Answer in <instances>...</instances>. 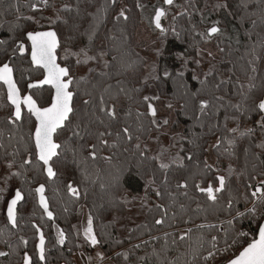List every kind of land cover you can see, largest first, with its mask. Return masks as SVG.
<instances>
[{
  "label": "trees",
  "instance_id": "16d2710c",
  "mask_svg": "<svg viewBox=\"0 0 264 264\" xmlns=\"http://www.w3.org/2000/svg\"><path fill=\"white\" fill-rule=\"evenodd\" d=\"M140 2L0 0V67L12 69L16 89L31 92L39 107L49 105L51 88L29 87L43 78L42 70L28 54H17V44L26 45L29 32L54 30L57 63L68 69L73 92L72 113L54 137L60 147L51 160L53 180L36 159L34 124L14 128L13 141L0 147V163L9 157L14 164L0 181L24 197L15 228L0 199V264H23L25 252L32 264H77L69 248L84 215L102 253L96 263L82 251L87 264H215L234 258L250 242L246 233L255 239L264 218V116L258 108L264 38L244 48L218 43L217 60L198 44L140 47ZM191 10L190 2L174 23L183 42L192 36ZM150 89L156 98L148 96ZM160 101L176 108L170 130L180 133L164 134L166 123L148 115V103ZM8 105L0 82V107ZM103 117L119 123L129 145L118 157ZM192 137L208 140L212 166L194 159ZM38 184L51 219L36 207ZM209 187L215 200L208 199ZM38 230L47 240L43 263L35 254Z\"/></svg>",
  "mask_w": 264,
  "mask_h": 264
},
{
  "label": "flooded vegetation",
  "instance_id": "af4514ba",
  "mask_svg": "<svg viewBox=\"0 0 264 264\" xmlns=\"http://www.w3.org/2000/svg\"><path fill=\"white\" fill-rule=\"evenodd\" d=\"M190 2L192 5V10L189 13L191 16L189 25L191 26L192 36L188 38L187 42H183L180 41L178 37L179 35L175 30L174 23L177 21L179 15L183 12L184 6L190 4ZM144 7H146L148 10H145L144 13H141L142 23L150 31H155V34H157V36L155 37V42L158 43L164 42L165 44L168 43L172 47L185 49L192 44H198L199 49L204 46H212L219 49L217 45L221 42L233 44L234 46L239 48H244L248 44L249 40L256 41L257 43H259L260 41V43H263L264 22L262 11L264 9V0H174L170 5H165L163 0H144ZM158 10L164 11V15L160 18L159 28L156 27L155 23V16ZM212 27H216L218 31L209 36L208 33ZM249 33L254 35L251 36ZM26 45L22 46L23 50L21 51V46L17 44V54L21 56H23L24 54H28L29 56L30 44L27 40ZM21 52H23V54H20ZM217 59L218 57L214 60ZM228 77H231V75H228ZM5 86L7 88V85ZM17 92L20 94L21 101H23V98L25 96H30L32 98L31 92L19 90H17ZM7 101L10 103V101L8 100V88ZM35 106L39 109H43L48 105L44 107H39L37 105ZM0 108H3L0 111V147H6L10 140L11 142L13 141L16 136V134L13 136L12 130L14 128H30L31 124H34V128L32 129L33 143V132L36 126V121L35 115L29 112L28 107L23 102L21 103V118L19 120L15 118V107L11 103L8 106H3ZM8 160L9 157H4L1 160L0 175L4 174L6 171H10L14 167V164L9 162ZM41 166L42 172L44 174V166L42 164ZM8 176L9 174L6 173V180L8 179ZM41 186L42 185L38 184L35 187V193L37 194L36 207L40 210H42L41 195L40 192H37V189L41 188ZM16 190L19 191L16 188H12L10 185H3V182L0 181V193H4L0 197V199L2 201L6 200L4 210H6L8 201L13 197ZM20 193L22 194V192ZM6 195L10 196L6 197ZM43 214L45 215L44 211ZM45 217L49 219L48 214H46ZM88 225L89 221L84 215L80 223L78 224V227H73V234L75 238L73 240L72 246L69 248V250H71L72 252V256H76L77 254H79L81 257H83L82 251H84L91 254L93 259H95V255H93V253L98 249V247L96 243L92 244L89 239L86 238V229L88 228ZM44 239L45 253L47 248V240L46 238ZM37 240L38 238L35 241V246ZM69 240L70 239H68V241ZM83 242L88 243V245H84L82 249L78 250ZM35 254L37 257L36 249Z\"/></svg>",
  "mask_w": 264,
  "mask_h": 264
},
{
  "label": "snow or ice",
  "instance_id": "6c2138e0",
  "mask_svg": "<svg viewBox=\"0 0 264 264\" xmlns=\"http://www.w3.org/2000/svg\"><path fill=\"white\" fill-rule=\"evenodd\" d=\"M173 0H165L166 4H172ZM121 16H124L123 11L120 13ZM164 15L163 10H158L155 16L156 27H160V18ZM218 29L212 27L208 33L209 36L216 33ZM28 39L32 42V62L35 66L43 68L46 72L45 79L43 84L50 85L55 89V96L51 107L45 108L43 110L37 108L30 96H25L23 101L20 99V94L17 92L16 86L12 81L11 74L12 69L4 64L3 67H0V82H3L7 85L8 88V100L15 107V118L19 120L21 118L20 105L23 102L27 107L29 112L36 116L37 121L39 122L36 132H35V143L38 151V157L43 162L44 165H48L49 161L53 156L56 155V150L60 146L53 143L52 136L56 130L63 126L65 120L68 119L69 113L72 111L70 107V101L72 99V93L67 89L71 81H65L64 77L68 76V69L60 67L56 64L54 51L56 48V34L54 32H41L36 33L35 35L29 34ZM23 50L21 46V51ZM36 85H29V87H35ZM259 109L264 111V102L259 104ZM149 112L152 115H155L154 110L149 106ZM109 116H112V112H108ZM166 123V121H165ZM127 134V129L124 130ZM101 136L103 133L100 134ZM28 163V161H25ZM168 165L161 164V168H167ZM47 173L49 177L54 175L52 169L47 168ZM224 180L220 178V185L223 186ZM184 187V185H180ZM71 188V186H70ZM221 189L217 188L216 191L219 192ZM72 193L75 194V189H71ZM37 192L42 193L43 188H38ZM257 193H260L258 188L256 192L253 193V196H256ZM208 199L215 200L216 197L213 194L212 187L207 189ZM20 199V193L17 192L15 198L10 202L8 206V219L9 222L15 227L16 219L14 213V206L17 201ZM261 200H264V194L261 195ZM41 206L47 212L49 218H51V213L47 211V205L44 202L43 196H41ZM157 224L162 223L161 220L156 221ZM91 220H89L88 228L86 229V238L92 244L96 243V239L92 236ZM60 242L63 243V233L60 234ZM43 238L40 240V252L41 258L43 259ZM4 253L0 252V256ZM211 256L212 253H209ZM207 259V257H206ZM24 264H29V258L24 257ZM230 264H264V225L259 226V238L254 240L252 243L239 254L236 259L230 261Z\"/></svg>",
  "mask_w": 264,
  "mask_h": 264
},
{
  "label": "rangeland",
  "instance_id": "374dc122",
  "mask_svg": "<svg viewBox=\"0 0 264 264\" xmlns=\"http://www.w3.org/2000/svg\"><path fill=\"white\" fill-rule=\"evenodd\" d=\"M140 6L142 9V13L145 12V10H148L146 7H144V0H141ZM157 34H155V31H150L141 23L135 31V41L138 46L143 47L142 45H160V43L155 42V37ZM201 51L206 53V56L212 59H215L217 57H220V49L214 48L212 46H204L200 48ZM156 92L154 90H151L148 92V96L151 98H156ZM52 96V95H51ZM51 102V100H50ZM50 104V103H49ZM176 108H166L165 104H163L161 101L157 102L155 105V110L157 113V119L156 121L158 124H166L167 126L162 128V132L166 135L172 136L175 133H180L182 131V128H179L176 132L170 130V125L172 124L174 120V110ZM102 123L104 125V128L108 132L107 140L108 142L114 143V147L112 149V155L115 157H118L123 154L124 150L129 147V145L125 142L124 134L120 129L119 123L110 119L109 117H103ZM194 142V146L192 148V152L194 154V159L199 162L201 165L204 164L206 166H212L214 164V158L210 155L208 152L209 146H208V140L205 137H192L191 138ZM102 177V174H100L99 178ZM98 178V179H99ZM264 219V218H263ZM262 219V220H263ZM248 240L251 242L253 240V235L246 233L245 234ZM249 242V243H250ZM100 250H95L93 255H95L94 261L96 263H99V260L102 258ZM75 261H77V264H87L83 257H81L79 254L74 256ZM224 261V259L222 260ZM220 261V262H222ZM217 262V263H220ZM227 262V261H226ZM225 262V263H226Z\"/></svg>",
  "mask_w": 264,
  "mask_h": 264
},
{
  "label": "water",
  "instance_id": "95a60500",
  "mask_svg": "<svg viewBox=\"0 0 264 264\" xmlns=\"http://www.w3.org/2000/svg\"><path fill=\"white\" fill-rule=\"evenodd\" d=\"M163 1H164V4H165V5H169V4H166V3H165V0H163ZM173 1H174V0H173ZM41 32H54V33L56 34V32H55L54 30H46V31L34 32V33H28V34H26V40H27V41L29 42V44H30L29 59H30V61H31V63H32V66H33L34 68H39V69H41L42 72H43V78H42L40 81H37V82L32 83V85H36L35 87H32V88H44V87H49V88H51V90H52L51 102H50V104H49L47 107H44V108H43V109H45V108H49V107H51L52 102H53V98H54V96H55V89L52 88L50 85H47V84H43V83H42L43 80L45 79L46 72H45V70H44L43 68L37 67V66H35V65L33 64V62H32V42L28 39V35H29V34H33V35H35L36 33H41ZM57 45H58V36H57V34H56V48H57ZM56 48H55V51H54L55 61H56V64H57L58 66H60V65L57 63ZM20 54H23V52H21ZM60 67H61V66H60ZM63 68H66V67H63ZM66 69H67V68H66ZM64 80H65V81H71L70 79H68V76H67V77H64ZM67 90H68L69 92L72 93V99H71V101H70V107L72 108L73 92L71 91V82L69 83V87H68ZM261 102H264V99L258 103V108H259V104H260ZM149 106H151V108L154 110L155 115H156L157 113H156V110H155V106H154L151 102H149L148 105H147L148 115L151 116V117H153V116H155V115H152V114L149 112ZM43 109H41V110H43ZM259 110H260V109H259ZM260 111H261V110H260ZM71 113H72V111L69 113L68 119H69ZM261 113H262L263 116H264V111H261ZM68 119L65 120L64 123H63V126L60 127V128H58V129L56 130V132L53 134V136H52L53 143L57 144V143L54 141L55 134L57 133L58 130H60V129H62V128L64 127V125H65V123L68 121ZM35 121H36V126H35V129H34V132H33V143H34V147H35V150H36V158H37V161H38L40 164H42V165L44 166V175L46 176V178H47L48 180H53L54 177H55V172H54V170H53V168H52V166H51V160H52V159L49 161L48 165L46 166V165L43 164V162H42V161L39 159V157H38V151H37L36 143H35V132H36V128H37L39 122L37 121L36 116H35ZM58 149H59V148H57V150H58ZM57 150H56V154H57ZM55 156H56V155H55ZM55 156H53V157H55ZM53 157H52V158H53ZM49 167L52 169V171H53V173H54V175H53L52 177H49V175H48V173H47V168H49ZM259 189H260V188H259ZM17 192H19V191L16 190L15 193H14V195H13V197L8 201V204H7V207H6V210H5L6 219H7L8 223H9V225L12 226V227H13V225L9 222V219H8V206H9L10 202L15 198ZM260 192H261V189H260ZM19 193H20V192H19ZM22 201H23V195L20 193V199L17 201L16 205L14 206L15 219H16L17 207H18V205H19ZM42 210L44 211V213H45V215H46L47 212H45V210H44L43 207H42ZM50 219H51V218H50ZM260 225H264V219L261 221ZM260 225H259V226H260ZM13 228H15V227H13ZM41 237L43 238V241H44V244H43V259L41 258V252H40V240H41ZM37 238H38V240H37V243H36L35 249H36V251H37V257H38L39 261H40L41 263H43V262H44V245H45V239H44V237H43V235H42V232H41L40 230L37 231ZM258 238H259V227H258V230H257V234H256L255 239H253L250 243H252L254 240H257ZM250 243H248V244H250ZM248 244H247V245H246V246H245V247H244V248H243V249H242V250H241V251H240L235 257H234V258H232L231 260L236 259V258L239 256V254H240V253H241V252H242V251L248 246ZM25 256H27V257L29 258V264H32V258L30 257V255H29L27 252H25L24 255H23V264H24V257H25ZM231 260H229V261L226 262L225 264H230V261H231Z\"/></svg>",
  "mask_w": 264,
  "mask_h": 264
},
{
  "label": "built area",
  "instance_id": "2783aa9c",
  "mask_svg": "<svg viewBox=\"0 0 264 264\" xmlns=\"http://www.w3.org/2000/svg\"><path fill=\"white\" fill-rule=\"evenodd\" d=\"M215 264H225V261H222V262H220V263H215Z\"/></svg>",
  "mask_w": 264,
  "mask_h": 264
}]
</instances>
